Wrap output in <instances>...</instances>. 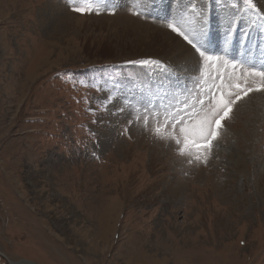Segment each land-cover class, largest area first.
Instances as JSON below:
<instances>
[{"label": "rangeland", "instance_id": "rangeland-1", "mask_svg": "<svg viewBox=\"0 0 264 264\" xmlns=\"http://www.w3.org/2000/svg\"><path fill=\"white\" fill-rule=\"evenodd\" d=\"M80 2L0 0V264H264L257 93L207 164L136 120L196 79L194 50L168 24L191 20L210 54L259 67L264 19L232 7L241 0H106L100 15L72 11ZM163 33L189 47V66L162 52ZM140 60L159 64L128 63Z\"/></svg>", "mask_w": 264, "mask_h": 264}, {"label": "snow or ice", "instance_id": "snow-or-ice-1", "mask_svg": "<svg viewBox=\"0 0 264 264\" xmlns=\"http://www.w3.org/2000/svg\"><path fill=\"white\" fill-rule=\"evenodd\" d=\"M106 0H81L72 11L80 14L100 15L105 10ZM137 0L136 7H139ZM237 11L250 17L264 19V14L253 0H241L232 5ZM193 12L195 7L193 6ZM132 15L140 16L141 12L134 7ZM108 14H115L109 10ZM197 15H199L197 13ZM168 28L194 50L197 57L196 79L193 87L165 98L159 102H149L143 105V117L139 111L136 120L143 119L146 130H150L159 140L172 141L176 152L181 157H187L188 163L194 161L207 164L215 142L224 128L223 122L230 119L238 102L248 98L250 94H264V64L256 66L246 60L228 58L225 55L210 54L203 40L202 27H195L191 20L180 24H168ZM230 41L232 24L227 22ZM130 64H159L155 60L129 61ZM149 116L153 127L148 128Z\"/></svg>", "mask_w": 264, "mask_h": 264}, {"label": "bare ground", "instance_id": "bare-ground-1", "mask_svg": "<svg viewBox=\"0 0 264 264\" xmlns=\"http://www.w3.org/2000/svg\"><path fill=\"white\" fill-rule=\"evenodd\" d=\"M63 9V8H62ZM123 15V14H122ZM55 17V16H54ZM56 17L60 18L58 13L56 15ZM121 17V16H120ZM125 17V16H124ZM123 19V18H122ZM124 20V19H123ZM182 21V19H181ZM124 22V21H122ZM64 23V22H63ZM126 23V22H125ZM126 27V26H125ZM164 39H159V42L162 41L159 45V47L161 48L162 52H167L168 54H171L173 56L178 57L179 59H181L179 61V64H184V66H187L186 64H188V60L186 56L184 58H182L183 54L185 53L184 51H188L189 47L187 45H185L183 42H180L179 40H177L175 37H173L171 34L168 33H163ZM160 38V37H159ZM158 40V39H157ZM168 45H170L172 48H167ZM231 45V44H230ZM192 53V52H191ZM191 55V54H190ZM189 66V64H188ZM250 98L253 99H257L258 102H256L254 109L251 111L250 115L254 116V115H258L259 114V110H260V106L264 105V94H252V96ZM175 193V192H174ZM178 194V193H177ZM176 196V195H175Z\"/></svg>", "mask_w": 264, "mask_h": 264}]
</instances>
